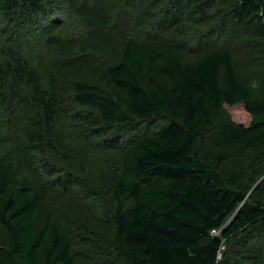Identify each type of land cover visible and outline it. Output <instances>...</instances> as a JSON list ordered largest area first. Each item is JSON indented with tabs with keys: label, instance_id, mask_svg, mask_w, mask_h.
<instances>
[{
	"label": "trees",
	"instance_id": "16d2710c",
	"mask_svg": "<svg viewBox=\"0 0 264 264\" xmlns=\"http://www.w3.org/2000/svg\"><path fill=\"white\" fill-rule=\"evenodd\" d=\"M248 34L262 39L260 84L237 67ZM42 47L59 53L49 67ZM62 114L106 145L163 121L110 182L118 264H264V0H0V264H78L50 192L82 172L47 161L43 178L19 175L16 149L51 151ZM228 159L248 174H225Z\"/></svg>",
	"mask_w": 264,
	"mask_h": 264
},
{
	"label": "rangeland",
	"instance_id": "374dc122",
	"mask_svg": "<svg viewBox=\"0 0 264 264\" xmlns=\"http://www.w3.org/2000/svg\"><path fill=\"white\" fill-rule=\"evenodd\" d=\"M249 30V28L248 30L241 28V34L249 33ZM69 32L77 31L72 28L65 30L62 34L66 35ZM245 37H248V40ZM240 40L245 41L251 47L237 48V67L239 73L244 79L251 81L250 84H260L262 69L260 66L257 67L259 71L257 74L250 63L252 57L261 55L259 53L260 46L256 44V40L261 41L262 39L255 34L254 36L248 34V36L241 35ZM40 55L44 56L45 64L48 67L50 66V62L59 57V53L55 48L47 47L40 49ZM259 61H261L260 58ZM226 109L237 123L243 125L249 124L250 115L242 105L226 106ZM227 116L229 115L227 114ZM225 120L226 117L223 114H219L216 122L220 125ZM162 122L160 121L153 126L144 123L140 124L137 126V129L126 133L121 143L106 145L105 142L87 135L82 125L75 124L74 120L62 114L56 130L51 134L49 140V143L54 146V148H51V151L47 150L46 146H41L40 151L37 148H33V146L29 150L24 145L25 140L20 142L22 146L16 148L27 158V162L18 159L19 175L26 174L35 179L43 178L44 172L41 171V168L47 161L56 167L66 166L67 170L82 172L84 179L79 181L78 186H72L67 190H63V192L58 190L50 192L51 200L54 202L53 209L65 212V217L63 218L69 221L68 227L65 226L72 237V242L74 243L73 252L75 251V259L78 264L119 263V259L109 244L112 226L111 213L114 211L115 204L111 196V189H109L110 182L112 177L120 170L123 151L127 146L132 141L160 129ZM6 128L8 129L4 130V140H13L16 131L13 127H10L8 119L6 120ZM8 149L7 145L2 147V151L7 154H9ZM217 150L221 151L222 148L218 147ZM223 168L225 174L238 172L243 177L248 174V169L239 159L226 160ZM81 210L88 212L81 215ZM74 212L77 214L72 215ZM76 220L80 221L81 224L75 225ZM1 236L2 232L0 230V240ZM97 241L103 243L102 249L97 247V254L88 256V253H91L88 246H95L94 243H98Z\"/></svg>",
	"mask_w": 264,
	"mask_h": 264
},
{
	"label": "built area",
	"instance_id": "2783aa9c",
	"mask_svg": "<svg viewBox=\"0 0 264 264\" xmlns=\"http://www.w3.org/2000/svg\"><path fill=\"white\" fill-rule=\"evenodd\" d=\"M213 232L216 233V234L218 233L217 231H213Z\"/></svg>",
	"mask_w": 264,
	"mask_h": 264
}]
</instances>
